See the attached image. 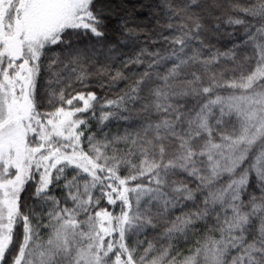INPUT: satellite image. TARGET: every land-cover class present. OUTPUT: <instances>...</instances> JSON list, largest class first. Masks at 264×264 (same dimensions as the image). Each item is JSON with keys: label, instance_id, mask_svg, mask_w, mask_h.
Returning <instances> with one entry per match:
<instances>
[{"label": "snow or ice", "instance_id": "snow-or-ice-1", "mask_svg": "<svg viewBox=\"0 0 264 264\" xmlns=\"http://www.w3.org/2000/svg\"><path fill=\"white\" fill-rule=\"evenodd\" d=\"M164 7L126 73L96 66V0H0V264H264V0ZM221 24L243 40L213 45ZM125 112L143 119L111 133Z\"/></svg>", "mask_w": 264, "mask_h": 264}, {"label": "trees", "instance_id": "trees-1", "mask_svg": "<svg viewBox=\"0 0 264 264\" xmlns=\"http://www.w3.org/2000/svg\"><path fill=\"white\" fill-rule=\"evenodd\" d=\"M213 0H201V3L207 5ZM169 3L176 6H183L186 0H169ZM165 0H96V6L103 12L105 37L99 44H95L96 60L99 62L96 66L107 63L110 68L120 69L126 73H130L133 69H137L136 65H130L125 68L122 64L129 56L139 51L142 47L158 49L163 45L162 35L169 33L166 24L169 22L168 9L164 7ZM193 10L202 12L205 22L214 27L218 22L216 18L209 14V9L197 8L193 5ZM226 29V30H225ZM233 33L229 36L228 33ZM242 30L236 31L221 24L219 33H209L210 42L222 50L231 48L234 44L243 40ZM155 41V42H154ZM94 38L85 37L83 43L92 44ZM111 49V53L108 51ZM141 68L143 66H140ZM103 81V86H101ZM109 81L105 76H93L90 80V89L96 91L98 95L106 98H115L116 90H123L125 81H118L111 89L108 87ZM133 108V105L129 106ZM125 116H131L130 120L113 119L108 123L111 133H123L124 129L130 124H137L143 119V114L137 112H125ZM92 129L96 130L95 120H90ZM256 180L254 175L250 182V191L257 192L255 187ZM59 191V190H57ZM177 215L179 209L173 210ZM163 223V222H162ZM197 233L203 231V224L195 225ZM163 232L162 224L156 228L146 229L141 239L146 237L150 241H159L162 239L160 233ZM195 235V234H193ZM217 237L219 233L216 234ZM176 247L179 248L181 255H187L190 249L195 245V239H186L176 241Z\"/></svg>", "mask_w": 264, "mask_h": 264}]
</instances>
